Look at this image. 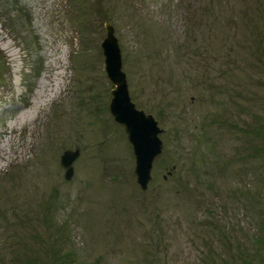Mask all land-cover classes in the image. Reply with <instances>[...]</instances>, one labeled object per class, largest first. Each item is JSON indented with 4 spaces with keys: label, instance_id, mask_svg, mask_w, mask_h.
Wrapping results in <instances>:
<instances>
[{
    "label": "rangeland",
    "instance_id": "374dc122",
    "mask_svg": "<svg viewBox=\"0 0 264 264\" xmlns=\"http://www.w3.org/2000/svg\"><path fill=\"white\" fill-rule=\"evenodd\" d=\"M107 24L163 131L147 191ZM0 264H264V0H0Z\"/></svg>",
    "mask_w": 264,
    "mask_h": 264
},
{
    "label": "water",
    "instance_id": "95a60500",
    "mask_svg": "<svg viewBox=\"0 0 264 264\" xmlns=\"http://www.w3.org/2000/svg\"><path fill=\"white\" fill-rule=\"evenodd\" d=\"M107 34L101 45L105 72L114 89L111 93L110 112L115 122L121 125L126 134L136 159L135 175L137 184L147 191L152 180L154 163L161 156L164 144L161 139L163 131L152 115L139 110L132 101L128 78L123 70L122 51L115 28L106 25ZM80 157V151H67L61 158L65 169V180L74 178V163Z\"/></svg>",
    "mask_w": 264,
    "mask_h": 264
},
{
    "label": "bare ground",
    "instance_id": "6f19581e",
    "mask_svg": "<svg viewBox=\"0 0 264 264\" xmlns=\"http://www.w3.org/2000/svg\"><path fill=\"white\" fill-rule=\"evenodd\" d=\"M8 49V48H7ZM45 93V92H44ZM40 107V106H39Z\"/></svg>",
    "mask_w": 264,
    "mask_h": 264
}]
</instances>
